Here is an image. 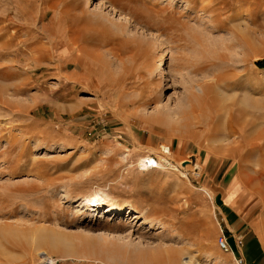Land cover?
<instances>
[{"label":"rangeland","instance_id":"1","mask_svg":"<svg viewBox=\"0 0 264 264\" xmlns=\"http://www.w3.org/2000/svg\"><path fill=\"white\" fill-rule=\"evenodd\" d=\"M236 109L244 159L213 138ZM262 143L264 0H0V264H235L222 202L234 158L264 188Z\"/></svg>","mask_w":264,"mask_h":264},{"label":"crops","instance_id":"2","mask_svg":"<svg viewBox=\"0 0 264 264\" xmlns=\"http://www.w3.org/2000/svg\"><path fill=\"white\" fill-rule=\"evenodd\" d=\"M257 152L259 156L261 154L260 160L259 157L257 161L245 160L252 163L253 166L261 165L264 168V143L261 144ZM240 160L232 159V165L236 167L237 173L233 178L231 177L228 182L229 189L224 194V198L222 197L221 213L224 222V233L230 247L228 253L232 254L233 257L237 255L243 257L245 264H264V188L253 183L248 175V173H253L255 169L245 164L244 172L243 166L239 163ZM241 184L245 186L253 199L260 201L261 215L259 220L254 216L247 215L245 213L247 209L243 211L239 207L235 210L230 205L229 197L237 188H240ZM227 198L229 199L228 202Z\"/></svg>","mask_w":264,"mask_h":264},{"label":"bare ground","instance_id":"3","mask_svg":"<svg viewBox=\"0 0 264 264\" xmlns=\"http://www.w3.org/2000/svg\"><path fill=\"white\" fill-rule=\"evenodd\" d=\"M242 9H240V6H237L236 8V11L235 13L233 14V17L231 18L232 20L233 19H236L237 17L240 16V14L242 13ZM5 28V27H4ZM4 30V29H3ZM10 31V30H9ZM8 31V32H9ZM17 31V30H16ZM5 32V31H3ZM7 32V33H8ZM7 35V34H6ZM12 36V35H11ZM145 37V36H144ZM143 37V38H144ZM156 38V37H155ZM154 38V39H155ZM157 39V38H156ZM9 40V38H8ZM163 54H160L159 58H158V68L160 69L161 68V64L163 63ZM200 88V87H198ZM212 99V98H211ZM249 101H250V105L253 104L254 100L253 98H249ZM165 113V112H164ZM164 113L161 114V116H158V120L160 119L161 122H162V117L164 116ZM225 117H218L220 120L217 122L220 123L222 126V128H218L216 129V133L218 131V133L216 135L218 136H214L213 138L218 141V142H221L224 144L225 147L231 149V148H236L237 149V156H239L240 158H245V154H249L250 152H246V153H243L242 152V149L241 147H244L243 144H247L248 147L251 149V148H255L257 146V143L259 141V139H262V136H260L258 133H257V130H256V123L254 121V119H251V118H247L246 115L244 114V112L241 110V109H236L234 111V113L228 115V117H226V113L224 114ZM210 120L207 119V121ZM218 120V119H217ZM221 121V122H220ZM206 123V122H205ZM215 124H212V123H208V130L209 131H212L213 130V127H214ZM219 125V124H218ZM220 127V125H219ZM230 128H233L234 130L231 131L230 133ZM249 149V150H250ZM249 157V155H248ZM206 191V190H205ZM91 202H93V199L89 200V203L91 204ZM98 204H101V202H98ZM112 208V206H109L108 207V211ZM115 212V214H120V213H123L124 210H128L129 207H124V206H119V207H115V208H112ZM107 211V212H108ZM147 215V214H145ZM158 217V216H157ZM162 221V220H160ZM151 222V221H150ZM158 222V221H156ZM153 223V222H151ZM155 223V222H154ZM199 229V228H198ZM66 241V240H65ZM58 243V242H57ZM33 244V243H32ZM62 246V245H61ZM70 246V245H69ZM129 245L128 244H125L124 246L122 247H128ZM65 246L63 245V248ZM68 247V244L65 248ZM84 247V246H83ZM130 248V247H129ZM68 249V248H67ZM71 249V248H69ZM68 249V250H69ZM73 250V249H71ZM69 250V251H71ZM63 251H66V250H63ZM72 252V251H71ZM83 254H86V256L89 257H93L92 256V252H90L88 249H86V247H84V251H83ZM88 254V255H87ZM187 263L189 264H193L191 262V259L190 257H188Z\"/></svg>","mask_w":264,"mask_h":264},{"label":"built area","instance_id":"4","mask_svg":"<svg viewBox=\"0 0 264 264\" xmlns=\"http://www.w3.org/2000/svg\"><path fill=\"white\" fill-rule=\"evenodd\" d=\"M216 243H217L218 248L221 251H224V252L230 251V247H229V244L227 242V238H226L225 233L223 232L222 229L220 230V234L217 236ZM234 260H235V264H245V261H244L243 257H241V256H235Z\"/></svg>","mask_w":264,"mask_h":264}]
</instances>
